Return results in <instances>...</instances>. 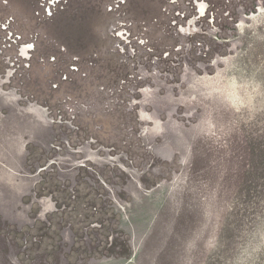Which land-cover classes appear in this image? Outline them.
<instances>
[{"label": "rangeland", "instance_id": "1", "mask_svg": "<svg viewBox=\"0 0 264 264\" xmlns=\"http://www.w3.org/2000/svg\"><path fill=\"white\" fill-rule=\"evenodd\" d=\"M0 264H264V0H0Z\"/></svg>", "mask_w": 264, "mask_h": 264}, {"label": "built area", "instance_id": "2", "mask_svg": "<svg viewBox=\"0 0 264 264\" xmlns=\"http://www.w3.org/2000/svg\"><path fill=\"white\" fill-rule=\"evenodd\" d=\"M57 1H60V0H57Z\"/></svg>", "mask_w": 264, "mask_h": 264}]
</instances>
